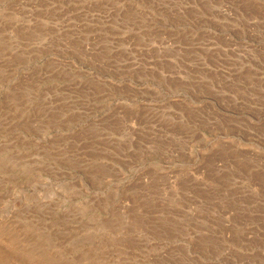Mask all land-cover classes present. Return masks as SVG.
Here are the masks:
<instances>
[{
	"label": "rangeland",
	"instance_id": "374dc122",
	"mask_svg": "<svg viewBox=\"0 0 264 264\" xmlns=\"http://www.w3.org/2000/svg\"><path fill=\"white\" fill-rule=\"evenodd\" d=\"M0 264H264V0H0Z\"/></svg>",
	"mask_w": 264,
	"mask_h": 264
}]
</instances>
